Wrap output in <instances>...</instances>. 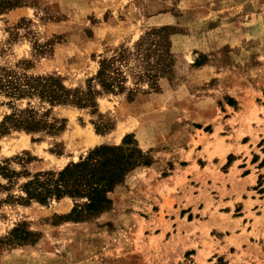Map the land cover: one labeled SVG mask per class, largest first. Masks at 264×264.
<instances>
[{"label": "rangeland", "instance_id": "374dc122", "mask_svg": "<svg viewBox=\"0 0 264 264\" xmlns=\"http://www.w3.org/2000/svg\"><path fill=\"white\" fill-rule=\"evenodd\" d=\"M22 3L0 14V68L54 75L68 89L86 90L99 61L126 50L127 82L122 94L98 95L96 112L50 108L36 99L14 102L50 108V116L65 123L57 135L0 136V264H206L217 235L211 227L217 217L228 221L211 200L235 157L228 152L264 165V0ZM161 29L167 41L165 32L149 37ZM159 41L168 42L171 73L153 91L138 78L147 63L137 50L139 43L158 48ZM8 101L0 95V122L12 111ZM125 138L151 165L136 168L108 194L109 211L72 222L65 218L75 203L68 197L46 205L21 200V187L34 174L60 171ZM5 169L14 173L10 181ZM257 195L264 201V189ZM258 207L264 224V204ZM25 232L28 241L15 239ZM260 235L264 242L262 226L255 230V238Z\"/></svg>", "mask_w": 264, "mask_h": 264}, {"label": "trees", "instance_id": "16d2710c", "mask_svg": "<svg viewBox=\"0 0 264 264\" xmlns=\"http://www.w3.org/2000/svg\"><path fill=\"white\" fill-rule=\"evenodd\" d=\"M22 4V0L0 1V14ZM161 33H164L161 38L167 41L165 29L154 31L149 37L160 36ZM149 45L153 43L150 42ZM142 46V43L138 44L137 54L142 55L143 51L147 64L138 78L147 79L149 89L158 91V80L171 73L168 42L163 46L162 41H159V47L153 49L148 45L142 49ZM128 56L126 50H121L115 56L100 60L99 68L95 76L88 81L86 90L68 89L63 85L62 80L54 75L32 76L0 68V95L9 100L7 104L12 109L11 113L4 116L0 122V136L8 135L11 131L57 135L64 129L65 121L50 116V108L54 106L90 108L96 112L98 95H118L125 91L127 79L121 64L127 61ZM151 56L157 57L154 63L149 62ZM96 86L100 90H96ZM33 99L38 100L41 105L47 104L50 108L40 112L30 103L24 108H16L13 105L16 101ZM96 132L103 134L105 131L102 132L97 128ZM150 165L151 160L147 154L138 149L132 140L125 138L119 145H100L93 148L77 162L67 164L60 171L34 174L23 183L21 188L25 196L21 200L24 203L35 201L46 205L53 199L59 201L68 197L75 203L70 213L65 216L66 220L85 222L109 211L112 201L108 194L123 185L127 176L136 168ZM4 173L6 174H3V177L8 181L14 176V173L7 169ZM27 234L25 232L24 236L15 239L28 241Z\"/></svg>", "mask_w": 264, "mask_h": 264}, {"label": "crops", "instance_id": "0c3cea01", "mask_svg": "<svg viewBox=\"0 0 264 264\" xmlns=\"http://www.w3.org/2000/svg\"><path fill=\"white\" fill-rule=\"evenodd\" d=\"M228 153L235 157L224 175L223 184L221 186L216 184L219 190H216L211 198L214 202L213 207L219 205L217 213L228 217V221L223 223L217 217L215 225L211 227V230L215 229L217 235L214 236V248L205 263L213 264L216 259H221L223 264H264L262 236L255 238V230H259L260 226L264 228L261 214L263 209L258 207L259 203L264 204V201H259L257 195L260 188L264 189V181L261 187L255 189L259 175L264 174V165L258 167L252 164L244 157L243 152ZM249 155L252 157L251 152ZM261 160L262 158L259 159ZM237 207L241 208L239 212L236 211ZM254 218H260V221L257 222ZM243 231L246 233L245 236H242Z\"/></svg>", "mask_w": 264, "mask_h": 264}, {"label": "bare ground", "instance_id": "6f19581e", "mask_svg": "<svg viewBox=\"0 0 264 264\" xmlns=\"http://www.w3.org/2000/svg\"><path fill=\"white\" fill-rule=\"evenodd\" d=\"M85 142L89 144V143L93 142V140H92L91 138H87V139L85 140Z\"/></svg>", "mask_w": 264, "mask_h": 264}]
</instances>
